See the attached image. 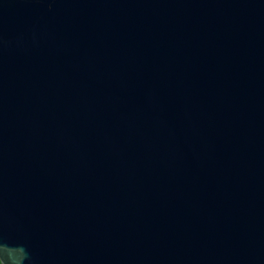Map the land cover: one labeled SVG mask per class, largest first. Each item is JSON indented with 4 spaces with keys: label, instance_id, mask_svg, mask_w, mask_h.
<instances>
[{
    "label": "water",
    "instance_id": "obj_1",
    "mask_svg": "<svg viewBox=\"0 0 264 264\" xmlns=\"http://www.w3.org/2000/svg\"><path fill=\"white\" fill-rule=\"evenodd\" d=\"M2 264H264V0H0Z\"/></svg>",
    "mask_w": 264,
    "mask_h": 264
},
{
    "label": "trees",
    "instance_id": "obj_2",
    "mask_svg": "<svg viewBox=\"0 0 264 264\" xmlns=\"http://www.w3.org/2000/svg\"><path fill=\"white\" fill-rule=\"evenodd\" d=\"M0 264H2V263H1V260H0Z\"/></svg>",
    "mask_w": 264,
    "mask_h": 264
}]
</instances>
